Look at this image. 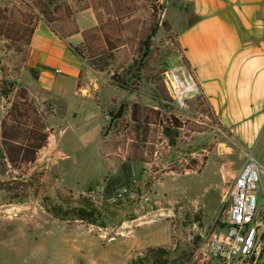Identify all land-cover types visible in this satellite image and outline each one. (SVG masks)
I'll list each match as a JSON object with an SVG mask.
<instances>
[{"label":"rangeland","instance_id":"374dc122","mask_svg":"<svg viewBox=\"0 0 264 264\" xmlns=\"http://www.w3.org/2000/svg\"><path fill=\"white\" fill-rule=\"evenodd\" d=\"M93 1L0 0V9L17 8L29 15L32 8L34 18L38 11L45 18L51 14L47 18L54 20L52 26L56 28L64 25V10L69 9L75 23L83 27L87 25L86 18L78 13L90 11L95 19L91 9L82 10ZM149 1L136 0L133 19L138 20L141 33L143 21L148 19ZM156 6L159 9L155 19L160 22L162 5L158 0ZM9 37L0 35V40H6L0 43V70L7 77L0 93L6 94L0 98V121L20 88L8 77H15L22 69L28 49L23 45L25 37L12 33ZM135 38L132 46L128 43L114 54L115 61L129 56L139 66L145 50L148 57L128 84L120 87L122 92L115 100V108L107 112L111 133L104 137L112 142L119 122L128 121L134 102L159 111L160 117L173 116L185 127L166 126L158 128L155 138L154 134L148 135L147 141L154 144L155 150L152 164H124L120 153L110 148L103 147L100 158L98 140L82 141L80 132L90 126L62 123L65 132L63 136L57 134V147L64 156L58 159L51 145L53 140H49L36 164L26 170L29 175L43 174L39 191L30 192L20 203L12 202L0 191V264H153L151 250H163L170 261L186 264L196 248L195 235L227 215L230 202L225 193L233 180L229 179L230 172L239 162L240 141L227 133L211 113L199 107L196 85H190L184 58L170 31L165 32L159 24L141 48L137 43L145 41L144 36ZM102 75L110 80L109 71ZM251 147L249 153L264 167V132L255 137ZM191 160L203 164L200 172L184 171ZM10 174L15 178L19 173L10 170ZM0 180H7V176H0ZM68 191L89 195L108 215L114 212L107 227L62 222L44 210L42 200L54 201ZM261 263L264 264V238Z\"/></svg>","mask_w":264,"mask_h":264},{"label":"crops","instance_id":"0c3cea01","mask_svg":"<svg viewBox=\"0 0 264 264\" xmlns=\"http://www.w3.org/2000/svg\"><path fill=\"white\" fill-rule=\"evenodd\" d=\"M158 1L162 19L194 76L195 92L204 99L218 124L240 141L239 162L229 175L233 179L252 141L264 132V0ZM78 14L85 16L87 25L78 26L76 22L79 33L63 38L40 20L31 35L22 69L15 77H8L47 114L46 131L51 130L47 142L53 140L58 159L64 156L57 147V134L63 136L65 132L62 123L90 126L80 132V137L84 142H101L98 154L102 158L108 141L104 136L111 133L112 124L107 112L115 108L122 92L108 76L92 71L73 50L82 45L80 33L95 26L90 11Z\"/></svg>","mask_w":264,"mask_h":264},{"label":"trees","instance_id":"16d2710c","mask_svg":"<svg viewBox=\"0 0 264 264\" xmlns=\"http://www.w3.org/2000/svg\"><path fill=\"white\" fill-rule=\"evenodd\" d=\"M92 3L95 5L84 6L82 10L91 9L94 12L96 26L80 33L83 40L82 45L73 50L86 60V64L92 71L100 74L109 71L113 85L126 86L134 71H140L142 68L148 57V51L145 50L142 54V51L140 52L139 66L135 60H130L129 56L117 62L114 54L120 49H125L128 43L132 46L135 43V37L141 34L145 41L140 40L137 44L140 48L144 47L150 37H153L159 24L165 32L170 31L169 25L164 20L157 22L155 19L156 9H159L156 6L157 0L149 1V15L148 19L146 17L143 21L142 33L138 30L140 29L137 25L138 20L133 19L136 13V0H94ZM29 9L31 10L29 15L19 12L17 8L0 9V35L6 39H10L11 33L15 37H25L23 45L28 48L31 35L40 20L44 21L60 38L79 33L69 9L64 10L65 23L59 28L53 27L54 20L47 18L51 14H46L45 18V15L42 17L43 13L38 11V16L34 18L33 9ZM117 21L120 24H117ZM146 22L148 25L145 24ZM118 33L122 36H118ZM176 46L179 50L177 43ZM186 69L188 70L187 67ZM0 72L1 93L6 86V76L2 70ZM11 85L13 84L8 86L11 87ZM5 96V93L0 94V98ZM197 100L199 107L212 115L201 95L197 96ZM46 116V113L38 109L26 90L20 87L5 117L0 121V146L2 148L0 176H7V180H0V191L5 192L12 202L20 203L27 198L30 192L39 191L43 174L29 175L26 170L33 166L38 154L47 144L49 131H46L44 123ZM184 125L173 116L166 119L160 117L157 110L142 108L137 103H133L130 106L129 120L119 122L114 138L110 140L112 142H106L105 148L106 150L110 148L112 152H119L124 164L135 162L152 164L155 150L154 144H149L147 141L148 135L154 134L155 138L156 134H159L158 128L168 126L182 129ZM192 132L200 133L199 130H192ZM202 168L203 164H198L197 160H191L185 166L184 171L200 172ZM10 170L18 172V176L12 177ZM42 207L56 220L67 223L80 222L99 228H106L107 220L114 217V212L108 215L103 206H99L89 195H75L72 191L64 192L54 201L45 198L42 200ZM194 242L197 245L199 238L196 237ZM149 256L153 264H176L174 260L170 261L169 255L163 250H151Z\"/></svg>","mask_w":264,"mask_h":264},{"label":"built area","instance_id":"2783aa9c","mask_svg":"<svg viewBox=\"0 0 264 264\" xmlns=\"http://www.w3.org/2000/svg\"><path fill=\"white\" fill-rule=\"evenodd\" d=\"M225 198L230 202L227 215L195 235L199 243L186 264H263L264 167L252 153L246 154Z\"/></svg>","mask_w":264,"mask_h":264}]
</instances>
